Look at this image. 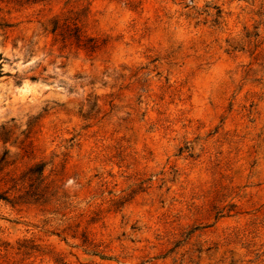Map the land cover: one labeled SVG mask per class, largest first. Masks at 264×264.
<instances>
[{
  "label": "rangeland",
  "instance_id": "1",
  "mask_svg": "<svg viewBox=\"0 0 264 264\" xmlns=\"http://www.w3.org/2000/svg\"><path fill=\"white\" fill-rule=\"evenodd\" d=\"M1 158L0 264H264V0L0 2Z\"/></svg>",
  "mask_w": 264,
  "mask_h": 264
},
{
  "label": "trees",
  "instance_id": "2",
  "mask_svg": "<svg viewBox=\"0 0 264 264\" xmlns=\"http://www.w3.org/2000/svg\"><path fill=\"white\" fill-rule=\"evenodd\" d=\"M2 3L7 4H13L16 7H24V6H36V5H45L49 2V0H0ZM1 27L6 28L9 27V25L3 24ZM45 31L48 33L59 37L61 42H72L76 45V47L81 48L82 50H85L89 53H94L97 51L100 47L98 44V41L94 38L86 37L84 32L82 31L81 25H79L78 18H65L61 19L59 16H54L49 21L48 25L45 27ZM33 81H35V78H32ZM26 153L28 151H25ZM7 152L5 153V155ZM3 158L0 159V165L3 163ZM12 163L11 165H13ZM10 164L7 162L2 165L0 168V173L4 171ZM44 170L45 165L42 163H35L32 166H30L26 172L22 174V176L18 179L16 177H13L11 180L15 181L13 188H19L18 192H21L25 189V184H27L29 190L25 192L29 197L33 198L34 201L38 202L43 194H41V191H38L40 189V186L44 184L45 177H44ZM10 172L6 173V176H8ZM43 190H48L50 187L44 185ZM10 190V189H9ZM38 197V198H36ZM8 196L5 195V193H0V200L7 201ZM39 199V200H38ZM46 203V202H44ZM20 252L22 249H25L23 246H19L17 248Z\"/></svg>",
  "mask_w": 264,
  "mask_h": 264
}]
</instances>
